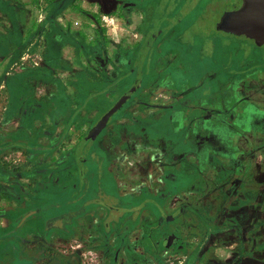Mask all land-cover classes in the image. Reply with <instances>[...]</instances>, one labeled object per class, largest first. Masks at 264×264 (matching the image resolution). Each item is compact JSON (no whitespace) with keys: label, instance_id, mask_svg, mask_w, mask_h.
I'll list each match as a JSON object with an SVG mask.
<instances>
[{"label":"flooded vegetation","instance_id":"af4514ba","mask_svg":"<svg viewBox=\"0 0 264 264\" xmlns=\"http://www.w3.org/2000/svg\"><path fill=\"white\" fill-rule=\"evenodd\" d=\"M96 2L122 18L137 8L150 28L140 43L116 54L120 65L101 60L112 74L118 72L113 82L132 84L63 153L58 173L74 176L73 188L63 184V195L67 200L65 192L72 191L74 197L58 208L47 205L55 214H48L46 230L70 239L75 264H264V183L252 178L251 164L234 146L236 137L249 143L248 134L264 142V46L252 40L200 41L210 33L208 2ZM153 82L157 91L170 92L171 100L134 107V99ZM3 188L0 201L5 195L17 203L14 185ZM189 194L192 203L185 201ZM45 210L38 209L25 226ZM11 217L0 207V241L16 242L10 249L14 262L38 264L23 250L27 237L10 232Z\"/></svg>","mask_w":264,"mask_h":264},{"label":"rangeland","instance_id":"374dc122","mask_svg":"<svg viewBox=\"0 0 264 264\" xmlns=\"http://www.w3.org/2000/svg\"><path fill=\"white\" fill-rule=\"evenodd\" d=\"M200 1L210 3L206 24L210 33L226 42L252 43L245 36L212 31L214 22L240 0ZM131 11L122 18L104 12L96 0H0V191L14 185L20 197L10 204L11 198L3 195L0 207L12 215L10 232L27 237L23 250L38 264L76 262L67 244L70 239L46 230L49 215L55 214L47 205L58 208L73 201L72 191L65 192L67 200L63 195V184L73 188L74 178L59 175L63 153L132 84L113 82L118 72L112 74L111 68L100 65L102 59L119 62L116 54L148 34L146 15L142 17L137 8ZM157 90L151 83L134 99V107L171 100L170 92ZM37 208L46 210L25 226ZM15 243H0V264H19L11 259ZM16 251L15 257L20 256Z\"/></svg>","mask_w":264,"mask_h":264},{"label":"water","instance_id":"95a60500","mask_svg":"<svg viewBox=\"0 0 264 264\" xmlns=\"http://www.w3.org/2000/svg\"><path fill=\"white\" fill-rule=\"evenodd\" d=\"M240 7L224 13L217 24V29L234 36H245L256 46H264V0H241ZM245 23H236V21ZM134 90L129 91L93 128L89 137L96 135L109 119L122 107Z\"/></svg>","mask_w":264,"mask_h":264},{"label":"crops","instance_id":"0c3cea01","mask_svg":"<svg viewBox=\"0 0 264 264\" xmlns=\"http://www.w3.org/2000/svg\"><path fill=\"white\" fill-rule=\"evenodd\" d=\"M257 136L253 135H245L246 140L249 143H244L239 138L234 139V146L236 147V152L245 154V163L251 164L249 169V174L252 176L253 179H256L257 184L264 183V142L259 141ZM208 181V179H207ZM193 194L185 195V201L191 202ZM192 203V202H191ZM2 222L0 221V228L3 226ZM0 243H2L0 241Z\"/></svg>","mask_w":264,"mask_h":264},{"label":"trees","instance_id":"16d2710c","mask_svg":"<svg viewBox=\"0 0 264 264\" xmlns=\"http://www.w3.org/2000/svg\"><path fill=\"white\" fill-rule=\"evenodd\" d=\"M212 31L222 32V31H219V30L217 29V26L215 27L214 25H213V29H212ZM214 33H215V32H214ZM200 38H201L200 41H202V42H204V43H208V42H210V44H215V43L218 42V41H219V42L226 41V40H223V39H221V38L216 37L215 35H213V33H208V35H206L205 37H204L203 35H201Z\"/></svg>","mask_w":264,"mask_h":264},{"label":"snow or ice","instance_id":"6c2138e0","mask_svg":"<svg viewBox=\"0 0 264 264\" xmlns=\"http://www.w3.org/2000/svg\"><path fill=\"white\" fill-rule=\"evenodd\" d=\"M236 23H240V24H242V23H245V21H236Z\"/></svg>","mask_w":264,"mask_h":264}]
</instances>
